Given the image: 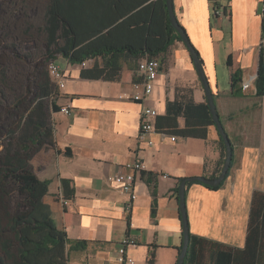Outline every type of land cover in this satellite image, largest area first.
<instances>
[{"label": "crops", "instance_id": "0c3cea01", "mask_svg": "<svg viewBox=\"0 0 264 264\" xmlns=\"http://www.w3.org/2000/svg\"><path fill=\"white\" fill-rule=\"evenodd\" d=\"M151 1L88 0V12L93 21L110 27ZM220 3L226 5L227 16L213 15L209 0H173L175 15L203 62L232 148L230 167L217 189L186 185L189 233L204 238L192 243L186 264H264V226L258 225L256 233L264 214V95L256 96L254 88L264 0ZM151 13L148 9L147 15ZM162 55V68L146 100L158 113L156 132L140 139L141 104L124 98L141 78L134 57L122 52L120 71L112 80L80 75L94 64L100 67L99 57L86 69L67 64L57 53L51 58L66 74L54 102L60 109L70 107L71 113H51L52 144L40 147L30 163L37 177L49 182L42 200L72 247L68 264H175L182 241L180 179L216 177L221 170L225 147L215 125L166 111L174 100L206 103L190 53L175 40ZM234 70L240 73V86L250 82L240 95L231 93ZM135 156L145 170L137 176V197L126 211L127 195L109 178ZM252 208L259 216L249 234ZM126 237L134 240L126 248L132 263L118 260ZM77 242L83 247H73Z\"/></svg>", "mask_w": 264, "mask_h": 264}, {"label": "trees", "instance_id": "16d2710c", "mask_svg": "<svg viewBox=\"0 0 264 264\" xmlns=\"http://www.w3.org/2000/svg\"><path fill=\"white\" fill-rule=\"evenodd\" d=\"M148 9H152L150 16L147 15ZM24 13L21 8L18 10L13 8L11 15L15 18L24 16ZM46 15L51 23L43 28L46 32L44 54L47 61L54 58L56 53L70 63H78L88 57L102 59L103 64L100 67L94 64L90 69L81 71L80 75L85 78L112 80L120 71L118 59L123 51L134 57L136 61L146 54L150 57H158L165 53L175 40L181 41L170 23L166 0L151 1L134 13L118 19V22L110 27H104L103 22L97 23L90 18L88 0H63L62 3L52 0L47 7ZM118 16L120 13L113 20H117ZM2 18L1 16L0 21ZM54 24L59 27L58 34ZM105 28L106 31H103ZM7 29L0 26L2 40L0 109L7 115L10 114V119L14 121L9 125L4 124L0 119V191H7L10 195L17 192L23 196L24 209L11 215L6 226L0 221V238L7 231L14 234L19 248L12 264H68V251L72 247H67L68 239L65 231L57 226L50 206L42 200L48 192L49 182L39 179L30 163L32 156L40 147L52 144L53 129L50 116L60 108L54 102L55 97H51V85H43L35 93L27 87L29 71L27 67L32 61V53L22 45H30V26L22 29V39L19 44L16 42L18 39L16 34L12 29L9 32L6 31ZM3 31L5 37H9V42H5V37L2 38ZM262 37L264 40V15ZM226 63L231 67L229 57ZM240 82L239 71H231L230 87L233 95L241 94ZM254 88L256 96L264 95V42L260 48ZM49 97L51 99L47 109L45 99ZM30 103L34 105L29 107ZM21 109L27 110L26 114H21ZM166 111L167 114L206 119L214 124L207 103L189 102L183 105L180 101L174 100L167 103ZM66 153L70 154L68 150ZM193 183L201 184L208 189H217L222 184L221 182L218 186H209L194 181L187 185ZM258 216V212L254 213L252 208L249 234L251 225L254 219L258 220ZM258 225L263 229L264 214L261 221H257L256 233H259ZM260 232L263 233V230ZM202 240L204 238L189 233L187 254L183 264H186L192 243L199 244ZM0 245L3 255L10 257L9 243L2 241ZM73 247L82 248L83 244L77 242ZM0 264H4L1 258Z\"/></svg>", "mask_w": 264, "mask_h": 264}, {"label": "built area", "instance_id": "2783aa9c", "mask_svg": "<svg viewBox=\"0 0 264 264\" xmlns=\"http://www.w3.org/2000/svg\"><path fill=\"white\" fill-rule=\"evenodd\" d=\"M211 4V9L213 15L227 16L226 5L220 3V0H209ZM262 15H264V5L261 9ZM264 42V40H262ZM96 57H88L78 63H70L66 60L67 64L75 66L80 69H86L90 65H93ZM136 69L141 75L139 81H136L132 84L133 91L124 96L125 99L138 102L141 104V111L139 116V139L143 136H147L150 133L156 132L154 127L155 119L157 117V111L154 107L146 103L147 98L149 97L157 74L162 68L163 65V55L158 57H150L149 55H144L138 58L135 61ZM46 69L48 77L54 86L52 89L51 97H55L57 90L63 88L66 74L65 70L57 63L54 59L47 61ZM250 85L249 81L241 83L242 89H247ZM66 115L71 113V109L68 106L62 107L60 109ZM148 144H151V141H147ZM145 170L143 161L135 156L132 161L124 163L121 169L112 177L110 181L116 184L122 193L127 195V200L125 204V210L130 211L132 205L137 197V193L134 190V185L137 179V176L140 175ZM134 240L129 237H126L121 241L118 247V260L121 263H132L133 259L126 255V248L129 245H133Z\"/></svg>", "mask_w": 264, "mask_h": 264}, {"label": "rangeland", "instance_id": "374dc122", "mask_svg": "<svg viewBox=\"0 0 264 264\" xmlns=\"http://www.w3.org/2000/svg\"><path fill=\"white\" fill-rule=\"evenodd\" d=\"M47 2L48 0H0V17H3L0 21V26L4 27L5 29H7L8 27V29L6 30L8 32L10 31V29H12V32L15 33L18 38L16 39V42H18V44L22 39V29H24L25 26H30V45L24 44L22 46L27 47L29 50H31L32 53V61L29 63L30 68L27 67L29 71L27 74L28 82L26 84L28 89L30 91H34V93L46 84L51 85L52 89L54 87L48 77L46 69L47 57L44 54V39L46 37V32L43 31V27L51 24L49 23V18L46 15L45 11L46 4H48ZM13 8L17 10L18 8H21L22 10H24L25 17L21 15L13 18L11 15V13H13ZM54 26L56 28V34H58L60 32L59 27L55 24ZM4 31L2 32V38L6 36ZM9 41V37H5V42ZM1 42L2 40L0 39V43ZM2 58L4 61L5 55ZM50 99L51 97L45 99V106L47 107V109ZM32 105H34V103H30L29 107H32ZM29 107L27 108V110L29 109ZM22 109L20 110V113L23 115L26 114L27 110ZM0 119H2V122L4 124L6 123L9 125H11L14 121L13 119H10V114L7 115L2 109H0ZM23 202V196L19 195L17 192H14L12 195H10L7 193V191H0V221L3 226H6L11 215L19 210L24 209ZM2 241H7L9 243L10 257L7 258L3 255L0 245V258L2 259L4 264H12L14 259H16L17 257L19 248L14 234L9 231L4 232L0 238V243Z\"/></svg>", "mask_w": 264, "mask_h": 264}, {"label": "water", "instance_id": "95a60500", "mask_svg": "<svg viewBox=\"0 0 264 264\" xmlns=\"http://www.w3.org/2000/svg\"><path fill=\"white\" fill-rule=\"evenodd\" d=\"M166 9H167V14H168L172 27L178 33V35L181 38V41L184 43L188 52L190 53L193 65L195 67V70L197 72V75L203 87V91H204V95L206 98L207 106L209 108L211 119L225 147L223 164H222L219 174L216 177L214 178H207L204 176L185 177L180 181L178 185L177 196H178L180 218H181V223H182V241H181V247H180L175 264H183L184 258L187 253L188 242H189V222H188L186 203H185L186 185L188 183L196 181V182H201L209 186H218L222 181H224L226 174L228 172V169L230 167L231 159H232V148H231V143L228 138V135L225 132L223 125L220 121L219 115L217 113L213 93H212L208 78L204 71L203 62L199 56V53L197 52L195 47L191 44L184 28L180 25L175 15L174 7H173V0H166Z\"/></svg>", "mask_w": 264, "mask_h": 264}]
</instances>
